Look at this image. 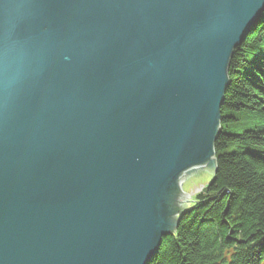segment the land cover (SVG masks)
<instances>
[{
  "label": "water",
  "instance_id": "obj_1",
  "mask_svg": "<svg viewBox=\"0 0 264 264\" xmlns=\"http://www.w3.org/2000/svg\"><path fill=\"white\" fill-rule=\"evenodd\" d=\"M264 0H0V264H148L212 183L227 70Z\"/></svg>",
  "mask_w": 264,
  "mask_h": 264
},
{
  "label": "trees",
  "instance_id": "obj_2",
  "mask_svg": "<svg viewBox=\"0 0 264 264\" xmlns=\"http://www.w3.org/2000/svg\"><path fill=\"white\" fill-rule=\"evenodd\" d=\"M228 73L221 129H234L215 142L214 183L193 197L198 211L163 238L150 264H264V12ZM242 113L249 128L237 131Z\"/></svg>",
  "mask_w": 264,
  "mask_h": 264
},
{
  "label": "rangeland",
  "instance_id": "obj_3",
  "mask_svg": "<svg viewBox=\"0 0 264 264\" xmlns=\"http://www.w3.org/2000/svg\"><path fill=\"white\" fill-rule=\"evenodd\" d=\"M258 25V23L256 24V26ZM255 26V27H256ZM255 27L253 28V31L255 30ZM253 31H251L250 33H248V35L245 37V39L253 32ZM244 39V40H245ZM244 42V41H243ZM242 42V43H243ZM242 45V44H241ZM240 47V46H239ZM234 54V53H233ZM233 57V56H232ZM232 59V58H231ZM230 62H231V60H230ZM229 67H230V63H229V66H228V70H227V77H228V80H229V73H228V71H229ZM256 81L258 82V79H256ZM259 83V82H258ZM225 95H226V93H225ZM223 104H224V102H223ZM223 104H222V106L220 107V112H221V109H222V107H223ZM248 116H250L251 117V115L250 114H248V113H242V115L240 116L239 115V120H237L236 121V126H235V129H237L240 125H241V128H238L237 129V131H243V130H245V129H247V128H249V126H248V124H249V122H246L248 119H246ZM245 117V118H244ZM220 120H221V123H222V115H221V113H220ZM260 118H264V114L262 115V116H260ZM238 126V127H237ZM232 128L234 129V125L232 124V125H228L227 127H225V129H221L222 131H223V133H226L227 132V129H231L232 130ZM221 130H220V132H221ZM219 132V133H220ZM220 135V134H219ZM217 140V139H216ZM216 142V141H215ZM214 145H215V143H214ZM214 147V146H213ZM230 149H232L233 147H229ZM215 161H217V159H216V156H215ZM216 171H217V163H216ZM216 171H215V174H216ZM215 176V175H214ZM204 190V189H203ZM203 190H201V191H203ZM200 191V192H201ZM178 223H179V221H178ZM176 227H175V232H176ZM168 236H171V235H168ZM168 236H165V237H168ZM164 237V238H165ZM162 240H163V238H162ZM161 244H162V241H161ZM161 244H160V247H161ZM160 247H159V249H160ZM158 254V253H157ZM157 254L151 259V261L148 263V264H150L154 259H155V257L157 256Z\"/></svg>",
  "mask_w": 264,
  "mask_h": 264
},
{
  "label": "bare ground",
  "instance_id": "obj_4",
  "mask_svg": "<svg viewBox=\"0 0 264 264\" xmlns=\"http://www.w3.org/2000/svg\"><path fill=\"white\" fill-rule=\"evenodd\" d=\"M264 12V10L261 12V14ZM261 16V15H260ZM260 16H259V19H260ZM259 21V20H258ZM236 49V48H235ZM235 49H234V51H235ZM233 51V52H234ZM233 56V55H232ZM229 84H228V87H229V85H230V81L228 82ZM228 87H227V89H228ZM227 92V91H226ZM224 99H225V95H224ZM223 102H224V100H223ZM221 120H220V130H221ZM220 132V131H219ZM219 134L220 133H218V136H219ZM218 136H217V138H218ZM213 149H214V155H216V152H215V147H213ZM214 183V179H213V181H212V183H210L209 185H208V187H211L212 186V184ZM208 187H206V188H203V189H207ZM202 189V190H203ZM196 208H198V207H195V205L193 206V208L192 209H190L188 212H186V213H182L181 214V216H180V218H179V223H177V225H176V229L178 228V226H179V224H180V222L182 221V219H183V217L185 216V215H189L190 213H193L195 210L196 211H198V209H196ZM159 251V250H158ZM158 253V252H157Z\"/></svg>",
  "mask_w": 264,
  "mask_h": 264
}]
</instances>
